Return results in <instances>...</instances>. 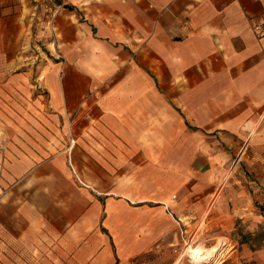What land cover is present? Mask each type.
Segmentation results:
<instances>
[{"label": "crops", "instance_id": "obj_1", "mask_svg": "<svg viewBox=\"0 0 264 264\" xmlns=\"http://www.w3.org/2000/svg\"><path fill=\"white\" fill-rule=\"evenodd\" d=\"M31 3L0 0L1 37L4 21L21 20ZM56 5V53L50 48L27 77L8 79L14 91L20 87L14 97L27 129L8 132L1 169L9 163L6 178L46 180L47 164L70 162L83 193L94 197L86 211L105 197L101 233L116 264H130L159 245L180 243L182 206L198 205L197 192L201 202H227L222 184L232 159L242 148L264 150V35L253 30L264 21V0ZM4 82L0 75L1 104ZM1 104L0 118L14 123L13 106ZM3 230L1 215L0 261ZM30 234L12 235V242L27 245L34 260L28 250L40 237Z\"/></svg>", "mask_w": 264, "mask_h": 264}, {"label": "rangeland", "instance_id": "obj_2", "mask_svg": "<svg viewBox=\"0 0 264 264\" xmlns=\"http://www.w3.org/2000/svg\"><path fill=\"white\" fill-rule=\"evenodd\" d=\"M30 1L32 9L26 5L21 20L4 21L6 35L0 36V75L5 78V99L0 104L3 108L7 104L13 106L15 121L6 122L0 118V147L2 143L9 142L8 132H12V128L27 129L26 118L18 116L19 101L14 97L20 92V87L15 85L14 91V87L7 83L8 79L19 72L27 77L34 65L51 56L50 48L56 53L58 30L54 24L60 17L57 0ZM242 149L228 165V178L222 184L228 189L222 198L227 202H201L202 196L197 192L198 205H183L182 211L179 210L184 239L165 247L159 245L132 258L130 264H264V241L249 237L264 226V150ZM9 167V163L4 164L2 170L0 165V172H4V179H0V192L3 194L0 204H4L0 217L2 215L4 220L5 254L0 264H116L113 246L101 233L105 229L102 223L106 219L105 197L97 196L100 199L98 209L93 208L88 213L86 210L94 197L83 193L70 162L47 164L46 180L28 175L19 180L6 178ZM242 203L244 205L240 209ZM128 215L129 219L139 216L137 213ZM29 222L36 223L35 230L28 229L31 227ZM169 224L166 218L161 221L166 229ZM25 231H30L33 238L35 235L40 237L41 242L36 240L34 250H28L34 260L30 259L31 255L28 257L24 248L27 245L12 242V235L19 233L21 236ZM242 235H247L250 240L242 242ZM218 245L222 246V255L204 257L209 248ZM198 246L206 250L199 260L189 252L190 248ZM17 251L23 253L22 259H13V253Z\"/></svg>", "mask_w": 264, "mask_h": 264}, {"label": "bare ground", "instance_id": "obj_3", "mask_svg": "<svg viewBox=\"0 0 264 264\" xmlns=\"http://www.w3.org/2000/svg\"><path fill=\"white\" fill-rule=\"evenodd\" d=\"M221 243V242H220ZM220 245V244H219ZM216 246L215 248H209L207 251L205 249H202L201 247L199 248H190L189 249V252L197 258V260H199V258L201 257L202 253H205L203 252L204 250L206 251V253L204 254L207 259L208 258H211L212 256H215V255H222V246ZM215 258V257H214Z\"/></svg>", "mask_w": 264, "mask_h": 264}, {"label": "trees", "instance_id": "obj_4", "mask_svg": "<svg viewBox=\"0 0 264 264\" xmlns=\"http://www.w3.org/2000/svg\"><path fill=\"white\" fill-rule=\"evenodd\" d=\"M249 237H251L255 241H264V226H261L256 233L250 234ZM249 237L247 235H242V242H247L248 240H250Z\"/></svg>", "mask_w": 264, "mask_h": 264}, {"label": "built area", "instance_id": "obj_5", "mask_svg": "<svg viewBox=\"0 0 264 264\" xmlns=\"http://www.w3.org/2000/svg\"><path fill=\"white\" fill-rule=\"evenodd\" d=\"M253 30L258 34V35H264V21L257 22L253 26Z\"/></svg>", "mask_w": 264, "mask_h": 264}]
</instances>
